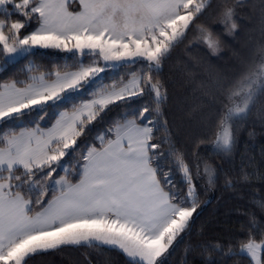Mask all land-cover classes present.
Listing matches in <instances>:
<instances>
[{
  "label": "snow or ice",
  "instance_id": "snow-or-ice-1",
  "mask_svg": "<svg viewBox=\"0 0 264 264\" xmlns=\"http://www.w3.org/2000/svg\"><path fill=\"white\" fill-rule=\"evenodd\" d=\"M257 136L264 0H0V264H264Z\"/></svg>",
  "mask_w": 264,
  "mask_h": 264
},
{
  "label": "trees",
  "instance_id": "trees-1",
  "mask_svg": "<svg viewBox=\"0 0 264 264\" xmlns=\"http://www.w3.org/2000/svg\"><path fill=\"white\" fill-rule=\"evenodd\" d=\"M259 128L257 129V132H259ZM246 138V137H245ZM261 143H264V137L257 136L255 142H254V148H253V154L256 156L257 160L260 159V145ZM248 195L247 193L245 194ZM212 197V204L208 205L205 210L202 219L209 222L210 224V231L209 235L212 234V231L214 230L217 234L222 233V229L218 228L217 225L224 220V212L229 207H235V206H248V200L245 199L243 201L236 200L234 198L233 193H213L211 194ZM220 202L217 203V198H220ZM227 201H230V204H226ZM258 211V210H257ZM231 220L235 221L237 219L236 214L233 212V214L230 217ZM242 219V218H241ZM182 253H177L176 261L178 262L181 258ZM77 259H81L78 254L75 253H63V254H52L50 256L42 258L43 264H74V261ZM108 261H111V264H120V257L116 253H108L105 255H101L97 257L98 264H107ZM39 264V262H38Z\"/></svg>",
  "mask_w": 264,
  "mask_h": 264
}]
</instances>
